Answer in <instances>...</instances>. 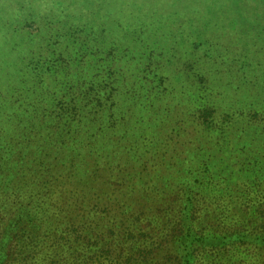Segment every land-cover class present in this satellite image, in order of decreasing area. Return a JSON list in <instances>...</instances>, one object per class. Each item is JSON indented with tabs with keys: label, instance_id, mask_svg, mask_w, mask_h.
I'll return each mask as SVG.
<instances>
[{
	"label": "trees",
	"instance_id": "16d2710c",
	"mask_svg": "<svg viewBox=\"0 0 264 264\" xmlns=\"http://www.w3.org/2000/svg\"><path fill=\"white\" fill-rule=\"evenodd\" d=\"M13 2L0 261L264 264V0Z\"/></svg>",
	"mask_w": 264,
	"mask_h": 264
},
{
	"label": "rangeland",
	"instance_id": "374dc122",
	"mask_svg": "<svg viewBox=\"0 0 264 264\" xmlns=\"http://www.w3.org/2000/svg\"><path fill=\"white\" fill-rule=\"evenodd\" d=\"M13 1L14 0H0V3L3 4V5H5V11L6 12H11L15 8ZM76 7H79V6L76 5ZM9 19L11 20V18H9ZM15 230H16V227L12 228V230L9 231L8 233L6 232V234H7V237H6L7 243L10 244V245H11V241H12V239H10V238L12 237V235H13V233H14ZM4 262L5 261H0V264H3Z\"/></svg>",
	"mask_w": 264,
	"mask_h": 264
}]
</instances>
